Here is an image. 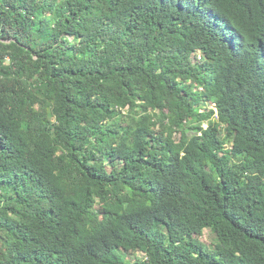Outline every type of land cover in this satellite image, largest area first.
<instances>
[{
  "label": "trees",
  "instance_id": "16d2710c",
  "mask_svg": "<svg viewBox=\"0 0 264 264\" xmlns=\"http://www.w3.org/2000/svg\"><path fill=\"white\" fill-rule=\"evenodd\" d=\"M136 253L264 264V0H0V264Z\"/></svg>",
  "mask_w": 264,
  "mask_h": 264
},
{
  "label": "rangeland",
  "instance_id": "374dc122",
  "mask_svg": "<svg viewBox=\"0 0 264 264\" xmlns=\"http://www.w3.org/2000/svg\"><path fill=\"white\" fill-rule=\"evenodd\" d=\"M195 57V56H194ZM198 58V57H197ZM214 107V105H213ZM212 108V105L210 106V104L208 106H205L204 109H210ZM205 127H207V124L204 125ZM175 139L179 140L180 139V134H176L175 135ZM115 160L118 162V164L121 163L120 161V156H119V150H115ZM112 164V161L110 159H107V165L108 167H110V165ZM95 210L96 212H100L101 211V205L100 203H97L95 206ZM205 245H207L210 248H214L215 245L218 243V239L216 237V235L213 233V231L210 228H206L203 230V234L202 236L199 238ZM145 255L143 253H136V254H125L124 255V261L125 263L129 264V263H133L136 260H141L144 259Z\"/></svg>",
  "mask_w": 264,
  "mask_h": 264
}]
</instances>
